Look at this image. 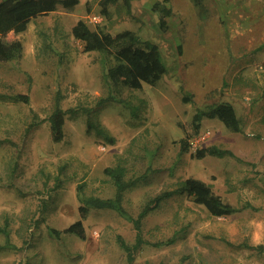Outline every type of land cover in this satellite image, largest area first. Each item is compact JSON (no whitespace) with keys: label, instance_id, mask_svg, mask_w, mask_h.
Returning <instances> with one entry per match:
<instances>
[{"label":"rangeland","instance_id":"1","mask_svg":"<svg viewBox=\"0 0 264 264\" xmlns=\"http://www.w3.org/2000/svg\"><path fill=\"white\" fill-rule=\"evenodd\" d=\"M162 1L133 0L131 14L119 1L108 17L100 0L59 5L16 36L21 58L0 62V264H264V0H170L165 30L163 8L155 10ZM80 21L93 32L132 30L157 43L169 73L140 89L114 85L107 73L117 60L84 51L73 34ZM18 94L30 104L10 99ZM220 102L235 107L242 132L204 118L182 153L183 122ZM58 103L92 109L115 143L88 132L82 112L68 114L63 141L52 142L47 119ZM213 145L235 156L194 157ZM119 163L142 178L123 202L134 218L187 178L210 184L238 211L214 217L192 197L175 195L144 217L145 243L133 261L118 236L135 245L134 224L116 211L91 210L86 239L50 235L80 219L82 197H114L104 171Z\"/></svg>","mask_w":264,"mask_h":264},{"label":"trees","instance_id":"2","mask_svg":"<svg viewBox=\"0 0 264 264\" xmlns=\"http://www.w3.org/2000/svg\"><path fill=\"white\" fill-rule=\"evenodd\" d=\"M123 2L128 14H131L133 0H100L102 13L109 16V5ZM170 0L157 2L155 10L160 13L159 6L163 8L160 26L165 30L167 27L166 17L171 15L172 10L166 7ZM80 3V0H1L0 1V62L6 63L21 58L24 46L21 41L16 40V36L27 30L29 24L36 18L50 14L57 10L59 5L71 8ZM165 6V7H164ZM74 37L84 43L85 52H99L106 56H113L117 64L109 68L107 78L114 84H123L131 89H140L144 83L155 85L165 75L169 73L163 54L159 45L152 41H144L132 30H124L115 34L98 33L87 29L85 23L80 21L73 30ZM10 99L30 104L28 95H14ZM112 97L102 98L98 102V107L103 106ZM185 101H191L186 96ZM124 102V101H120ZM92 109L72 108L65 110L58 103L52 114L48 117L50 139L54 143L63 141L65 137V118L68 114L77 115L80 112L87 114L88 132L95 131L97 136L104 137L109 144H114L115 139L100 124L91 118ZM204 118L219 119L226 128L233 132H242L243 121L239 118L235 107L227 102H220L204 107H198L197 112L191 120L183 122L181 125L182 138L179 140L181 152H189L192 139L200 134L202 121ZM6 141L0 140V145ZM206 156L222 158L225 156H235L234 153L218 146L202 147L196 150L194 157L197 159ZM105 174L110 178L116 187L115 195L112 198H101L98 196L82 197L79 206V220L64 230L50 229V235L55 238L62 234H75L82 239L87 238V231L83 220L88 217L91 210L116 211L122 216H126L134 224L136 230L135 245L130 246L121 235L118 236L120 246L127 252L129 261H133V253L139 250L145 240L143 238L142 221L152 211L156 210L160 204L175 196L187 195L194 201L205 207L214 217H226L234 214L238 209L231 204L225 203L223 199L214 193L210 184L198 178H187L183 180L176 189L161 191L158 195L150 199L137 218L128 214L123 202L126 192L137 186L140 177H129L128 168L119 163L115 167L105 169ZM83 186L80 185L79 192L82 193ZM171 239L170 242H173ZM167 243V244H168Z\"/></svg>","mask_w":264,"mask_h":264}]
</instances>
